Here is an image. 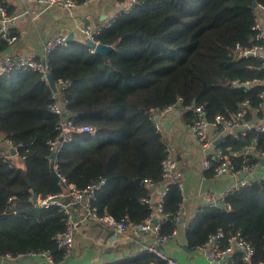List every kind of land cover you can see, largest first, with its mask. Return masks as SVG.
Returning <instances> with one entry per match:
<instances>
[{"label": "trees", "instance_id": "trees-1", "mask_svg": "<svg viewBox=\"0 0 264 264\" xmlns=\"http://www.w3.org/2000/svg\"><path fill=\"white\" fill-rule=\"evenodd\" d=\"M135 1L95 36L111 46L106 54L91 53L78 37L47 57L55 83H72L59 94L65 117L76 126L95 127L94 135L75 134L53 152L49 142L57 139L65 118L51 111L50 84L31 69L0 75V146L8 140L16 150L13 155L8 147L0 148V260L28 252H49L56 262L63 260L65 250L56 237L65 231L67 218L59 206L38 199H59L69 184L85 189L105 181L94 202L100 216L125 223L152 216L142 200L162 191L168 148L153 112L180 98L179 109L189 122L192 112L186 106L203 105L209 120L232 119L248 101L244 122L254 127L246 135L238 129L227 132L221 148L237 170L261 163L264 131L256 126L264 121V62L241 57L238 46L263 43L253 27L264 0ZM7 50L0 38V53ZM148 181L157 185L150 188ZM168 188L163 214L170 217L160 224L163 235L176 230L172 216L183 201L178 183L170 182ZM219 228L226 237L240 233L253 246L252 264L264 262V179H252L218 207L200 209L186 232L188 245L196 249ZM235 257L244 264L239 253ZM150 262L163 264L147 251L118 264Z\"/></svg>", "mask_w": 264, "mask_h": 264}, {"label": "built area", "instance_id": "built-area-1", "mask_svg": "<svg viewBox=\"0 0 264 264\" xmlns=\"http://www.w3.org/2000/svg\"><path fill=\"white\" fill-rule=\"evenodd\" d=\"M22 3L32 1L38 5H43L47 7H63L66 9H74L79 3L78 0H20ZM89 0L87 2H90ZM86 2V3H87ZM135 0H122L124 5L123 11L130 10L134 4ZM258 10H264V7L258 5ZM121 14V13H119ZM258 15V11H257ZM113 22V21H112ZM112 22L106 24L103 27L97 29H91L90 27L81 28V34L83 38L87 41H93L95 47L100 44L95 40V36L101 32L103 29L110 27ZM254 30L257 31V39L261 40L263 43L252 48H241L238 46V54L241 57L249 58L255 57L259 58L264 62V32L260 26L259 17L256 20ZM0 38L1 40L9 46V50L4 53H0V75L8 74L10 72L20 70V69H31L37 71L42 75V78L49 83L48 75L49 67L47 57L58 47H65L69 43L68 34H58L52 38L47 39L43 43V53L41 55L35 52L28 53H14L11 51V48L18 40L17 33L15 31L12 16L9 13L8 5H5L0 1ZM95 47L90 48L91 53H95ZM72 86L71 81L60 80L59 83H56V90H54L52 98L54 103L51 105V111L54 114L63 116V120L60 124V134L56 140L50 141L49 145L53 152H56L59 147V142H70L75 134H91L96 133V129L93 126H76L71 120L65 117V111L62 102L59 100V94L61 91H64ZM248 88L249 84L244 85ZM264 100V93L262 94ZM183 100L180 98L176 104H171L164 107L162 110H156L153 112L154 118L159 117V120L167 116L168 114L176 111L181 108ZM248 101L243 103L241 110H239L232 119L226 118L224 116H216L213 120H209L207 117V111L203 105H193L186 106V110L192 112V120L189 125L193 134L197 137L202 148L206 151L207 156L204 160V170L205 172L213 171L214 176L218 178L231 177L237 179V184L227 187L221 193L215 191H209L204 195L206 202L209 207L215 208L223 204L227 196L240 188L249 185L252 179H264V165L257 164L254 166H245L242 169H235V166L232 163L231 157L225 152L221 146L217 147L215 145L216 141L220 138V135L225 134L231 130H241L243 135L248 133V130L252 129L254 126L252 123H245L244 118L248 113ZM264 108V104L261 105ZM155 121V127L158 132L164 133L162 124L160 121ZM256 129L264 131V121L260 125L256 126ZM14 148L12 143L8 140L5 141L4 146H0L4 151ZM15 149V148H14ZM264 159V152L260 154V160ZM263 168L262 175H257V169ZM245 175L244 179H241V176ZM64 182L67 180L58 175ZM162 179L164 181L163 189L160 192L158 199L155 201L153 197H148L142 200L152 211L153 214L149 218L145 219L140 223H125L118 222L114 220L111 216H100L97 213V209L94 206L96 200L97 191L105 183L104 180H101L99 183L92 184L91 186L85 189H78L74 185L69 184L67 189L69 190L68 197L70 198L71 203L67 204L65 202L66 196L60 195L59 199L56 197H50L48 200L38 199V203L44 205H57L60 207L62 212H64L66 220V229L63 233L58 234L56 237L57 243L60 247L64 248L65 255L62 261L56 262L49 252H28L26 254H18L16 256L7 255L0 260V264H3L4 260H20L29 257H44L49 264H63L72 254L73 245L75 238L79 231V224L74 218L73 205H79L83 216L98 224H106L114 231V236L112 238V243L119 240L120 237H127L130 234H139L147 233L153 235V241L150 245L147 246L146 251L150 254H154L159 259L162 260L163 264H182L178 259L169 256L163 249L162 246L170 240L175 231L170 235L161 234L160 224L166 221L170 215L163 214V204L164 197L168 192V184L170 182H176L179 184V188L183 194L184 192V183L181 180V175L178 170V161L176 156L172 152L171 148H167L166 155L162 161ZM241 179V180H240ZM147 185L155 187L156 182L148 181ZM157 215H160L158 222L155 223ZM172 221L176 226L181 221V208L180 210L172 216ZM198 251L202 253L210 262L217 264H238L235 257L236 253H239L241 256V261L244 264H252L254 256L253 246L247 242L240 233L233 234L229 237H226V233L222 228H219L216 233L211 235L209 239L202 245L196 247ZM148 264H157L156 262H150ZM264 264V262L259 263Z\"/></svg>", "mask_w": 264, "mask_h": 264}, {"label": "crops", "instance_id": "crops-1", "mask_svg": "<svg viewBox=\"0 0 264 264\" xmlns=\"http://www.w3.org/2000/svg\"><path fill=\"white\" fill-rule=\"evenodd\" d=\"M9 6L13 25L18 36L11 48L14 53H43V43L58 34L74 33V38L83 37L81 28L97 29L115 20L124 8L122 0H92L74 9L47 7L32 1L5 0ZM258 17L264 32V10H258ZM264 53V50H263ZM184 111H176L159 121L168 147L176 156L178 170L184 183L181 204V221L173 237L162 249L182 264H217L210 262L200 251L190 248L186 232L191 228L196 213L209 206L204 195L209 191L221 193L227 187L237 184L231 177L206 176L204 160L207 153L193 134ZM224 134L220 135V138ZM222 144V143H221ZM262 175L263 168L257 169ZM241 180V179H240ZM160 192L153 196L156 201ZM79 231L75 238L71 256L63 264H118L132 262L146 252L153 241L147 233L130 234L112 243L114 231L106 224H98L86 219L81 210H75ZM160 215H157V220ZM3 264H49L44 257H29L20 260H4Z\"/></svg>", "mask_w": 264, "mask_h": 264}, {"label": "water", "instance_id": "water-1", "mask_svg": "<svg viewBox=\"0 0 264 264\" xmlns=\"http://www.w3.org/2000/svg\"><path fill=\"white\" fill-rule=\"evenodd\" d=\"M256 5H257V2L254 1V2H253V6H256ZM86 27H87V26H86ZM72 39H74V33L69 34V41L72 40ZM86 44H87V46H88L89 48H94V47H95V43H94L93 41H90V40H89V41L86 42ZM110 49H111V46H106V45H103V44H98V45L95 47V53L106 54L107 52L110 51ZM48 81H49V84H50V86L52 87V89H53V90H56V83H55L54 79L52 78L51 74L48 75ZM178 109H179V107H178ZM154 120H155V121H158V120H159V117L156 116V117L154 118ZM222 140H223V137L219 138V139L216 141L215 145H216L217 147L221 146V142H222ZM10 151L12 152L13 155H16V150H15L14 148H11ZM261 164L264 165V159H261ZM54 176H55V178H58V175L55 174V173H54ZM244 178H245V175H242V176H241V179H244ZM63 194L66 196V200H65V202H66L67 204H70L71 201H70V198L68 197V195H69V190H68L67 188H64V189H63ZM33 198H34V200H37V198H38L37 194H34ZM73 213H74V218L76 219V213H75V209H74V208H73ZM157 222H158V220L156 219V220H155V223H157Z\"/></svg>", "mask_w": 264, "mask_h": 264}]
</instances>
